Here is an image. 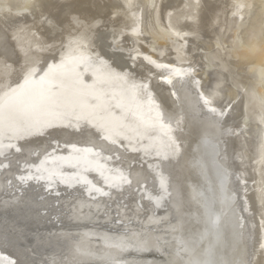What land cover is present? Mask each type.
I'll list each match as a JSON object with an SVG mask.
<instances>
[{
    "label": "bare ground",
    "instance_id": "6f19581e",
    "mask_svg": "<svg viewBox=\"0 0 264 264\" xmlns=\"http://www.w3.org/2000/svg\"><path fill=\"white\" fill-rule=\"evenodd\" d=\"M250 4L0 0V145L16 149L0 172V264H264V29L249 51L233 36ZM46 152L96 155L99 184L126 195L4 196L16 162ZM155 176L164 202L139 209L133 190L156 198ZM106 208L131 225L108 230Z\"/></svg>",
    "mask_w": 264,
    "mask_h": 264
},
{
    "label": "rangeland",
    "instance_id": "374dc122",
    "mask_svg": "<svg viewBox=\"0 0 264 264\" xmlns=\"http://www.w3.org/2000/svg\"><path fill=\"white\" fill-rule=\"evenodd\" d=\"M250 2H251V4H250V8H249V13L245 19L244 24L241 27H239L237 29V31L233 34V36L235 37L234 41H237L239 43L238 47L241 48L242 51H246V50L249 51V49H248L249 47H247L246 43H247V38L250 36V33L253 31H263V29H264V0H250ZM141 10H142V7H141ZM141 14H142L143 18L147 17L142 12H141ZM145 27H146L145 29H147L149 31V28L146 25H145ZM230 31L231 30L228 31V33H229L228 35H230ZM147 37H148V35H147ZM147 37H145V38H147ZM140 38L142 41L144 40V38H142L141 35H140ZM138 41H140V39H138ZM141 44H142V42H141ZM263 44H264V42H263ZM137 45H139V44H137ZM149 48H150V44L146 45V48L144 47L145 50H147ZM155 50H153V51L155 52L156 56L158 58L159 57L161 58L162 56L159 54L160 52L155 51ZM260 51H261L260 49L257 50V52H260ZM255 52H256V50H255ZM259 66H262V65H259ZM262 67H264V66H262ZM263 73H264V70H263ZM259 76L260 75H257V74L249 76L250 77L249 79H252V80L248 81V82L251 83L253 81H255V82L258 81V79H260ZM263 76H264V74H263ZM260 83H261L262 87H264V77L262 78ZM5 142H8V141H5ZM124 148L125 149L127 148V150H125V151H127V153H130V151H131V153H133V154L142 155V153L144 151L143 148H141V146H139L137 149H134V150L132 148H130V150H129V147H127L126 145L124 146ZM139 149H140V151H139ZM15 150L16 149H15V146L13 144L10 145V143H4V144L0 145V172L9 168L8 163L10 164V162H8V158H6V157L9 154H10V156H8V157H11V155H13ZM11 151H13V152L11 153ZM95 151H96V154H98L100 156L98 150H95ZM136 151H137V153H136ZM92 152H93V150L91 151V153ZM35 155H37V154H35ZM65 155L63 157L55 156L53 158L51 152H46L42 156L37 157L36 161L33 163L29 162V160H28V163H26L24 161L16 162V165L18 166L17 167L18 171L12 176L11 181L7 180L6 192H4L3 195L4 196H8V195L12 196L14 194V192H16L17 190L19 192L15 193V195H18L21 192V189H20L21 187L23 190V189H26V187H29L30 185L31 186L32 185H39V188H41L44 193L51 192V193H48L47 195L53 194L54 196L55 195H62L65 193H70L72 190H76L81 194L82 197H84L87 200H89V199L90 200H98L99 198H104V199H107V201H108V200H110V198H114L113 194H115L116 192H122L123 196L126 195L124 193V187L121 189H117V188H112L108 184H106V185L104 183L99 184L98 180H99V178H101L100 175H102L106 171V169H105L106 163L102 162L103 164L99 165L97 162L99 160V158L96 155H94V157H96L95 161L94 160H92V162L88 161L86 158V155L83 158V160L81 161L82 164H87L88 166L89 165L92 166L91 168L88 167L87 172L91 173L92 171H94L95 174L91 173L90 176L87 174H83V175H77L76 174V176L71 177V179H67V178H70V176L62 177V176L57 175L54 177L53 176L54 171L52 169L54 167H57L59 164H61V165H60L59 169L56 170L57 173L64 172V170L71 172V168H69V166L73 165V163H74L73 157L68 156L67 154H65ZM48 156H50V158H48ZM33 157H36V156H33ZM2 159H4V160H2ZM45 159H50V161L43 163L45 165L44 168H42L43 171H41V173L38 174V172L35 168H36V166H41L40 163H42ZM138 159L140 160L141 157L140 156L137 157V161H134L135 163L133 162L132 166L134 164H136V165L137 164L138 165L144 164L145 165L146 162L144 160H142L141 161L142 163L140 164V163H138ZM100 162H101V160H100ZM25 163H26V165H25ZM50 168H52V169H50ZM83 168L86 169L87 167L83 166ZM71 173H69L67 175H75V173H72V174ZM34 174H37V176H34ZM42 174H45L46 178H43V179L39 178V176H41ZM111 181L113 183L115 180H111ZM130 184L131 183H126L127 189L130 188V186H131ZM164 184H165L164 181L162 182V179H160L159 176H155V185H156L155 190H156V194H157L156 198H150V197L146 196L145 191H144V189H145L144 184L140 183L137 188L135 187L133 190V194H134L133 198L135 199V202L138 205V208L141 209V206L139 204L140 201H142V202L146 201L144 203L148 202V204L152 208H156V209L159 208L158 204H161V203H158V202L163 203L164 199H165L164 193L166 192V190H165ZM23 186H24V188H23ZM96 186L100 187L101 190L96 189ZM56 193H60V194H56ZM119 203L122 206L125 205V202H123L122 200L119 201ZM116 210L117 209L106 208V211H108L112 217V219L110 220V223L104 224V226L105 225L107 226L106 228H108V230H115V228H116L115 226H121V227H123V230H124V228H126V226L131 225L130 222H126L125 226H122V224H120L121 222L118 220V215L116 213ZM101 215H103V214L101 213ZM50 218L52 219L53 217H50ZM55 223H56V221L53 224H55Z\"/></svg>",
    "mask_w": 264,
    "mask_h": 264
},
{
    "label": "water",
    "instance_id": "95a60500",
    "mask_svg": "<svg viewBox=\"0 0 264 264\" xmlns=\"http://www.w3.org/2000/svg\"><path fill=\"white\" fill-rule=\"evenodd\" d=\"M84 157H85V156H82V153H81V155H80L79 157H74V156H73L74 163H73V165H70L69 168H71V172H72V173H75V175H76V174H79L80 171H87V170H88V167L90 168V165L88 166L87 164H82L81 161L83 160ZM47 161H50V159H45L42 163H40L41 166H40L39 169L37 170L38 174H40L41 171H43L42 168H44V166H45L43 163H46ZM60 165H61V164H59L57 167H54L53 169L50 168V169H52V170L54 171V173H53V176H54V177L57 176V175H58V176H62V177L65 176V175H60L59 173L56 172V170L59 169ZM83 166H85V167H87V168L85 169V168H83ZM91 167H92V166H91ZM74 168H75V169H74ZM71 172H70V173H71ZM72 173H71V174H72ZM66 175H67V174H66ZM39 178H41V179L46 178V175H45V174H42L41 176H39ZM105 185H106V184H105Z\"/></svg>",
    "mask_w": 264,
    "mask_h": 264
}]
</instances>
